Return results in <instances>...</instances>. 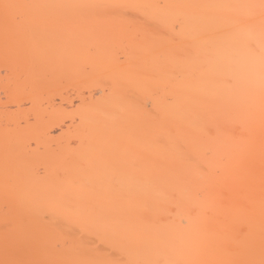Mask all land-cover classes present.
<instances>
[{
	"label": "bare ground",
	"instance_id": "bare-ground-1",
	"mask_svg": "<svg viewBox=\"0 0 264 264\" xmlns=\"http://www.w3.org/2000/svg\"><path fill=\"white\" fill-rule=\"evenodd\" d=\"M0 264H264V0H0Z\"/></svg>",
	"mask_w": 264,
	"mask_h": 264
}]
</instances>
